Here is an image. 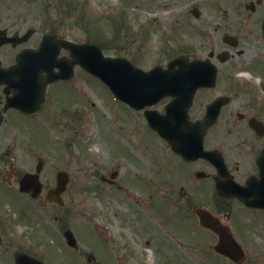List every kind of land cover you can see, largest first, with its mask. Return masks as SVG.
Returning a JSON list of instances; mask_svg holds the SVG:
<instances>
[{
    "label": "rangeland",
    "instance_id": "374dc122",
    "mask_svg": "<svg viewBox=\"0 0 264 264\" xmlns=\"http://www.w3.org/2000/svg\"><path fill=\"white\" fill-rule=\"evenodd\" d=\"M194 4V0H9V6L23 14L25 28H42L45 19L62 38L102 44L105 55L124 56L143 69L164 65L176 55L182 14ZM110 43L115 50L105 46ZM52 96L51 106L34 119L20 118L18 131H8L14 129L9 127L0 133V152L17 158L16 175L33 172L37 157L44 160L41 194L32 200L17 192L16 182L10 194L3 193L7 187L0 185V208L83 209L84 220L100 230L114 255L124 262L132 251L141 264H169V259L219 264L207 231L186 210L162 208L158 220L156 211L149 208L162 207L166 201L163 187L155 183L162 180L167 154L161 139L141 122V113L125 107L99 80L77 67L68 83L54 85ZM153 108L160 111L157 105ZM110 159L115 163L112 168L119 166V190L106 188L99 179V174H107L102 168L111 169ZM58 169L70 175L61 195L63 207L43 200L55 184ZM204 187L200 183L198 188ZM204 192L199 190L195 197L202 199ZM159 222L157 233L152 226ZM246 222L234 225L237 239L262 263L264 222L258 218L253 224ZM84 232L81 239L96 245L104 264H114L109 247L98 246V233ZM127 263L132 264L131 259Z\"/></svg>",
    "mask_w": 264,
    "mask_h": 264
},
{
    "label": "flooded vegetation",
    "instance_id": "af4514ba",
    "mask_svg": "<svg viewBox=\"0 0 264 264\" xmlns=\"http://www.w3.org/2000/svg\"><path fill=\"white\" fill-rule=\"evenodd\" d=\"M194 3L182 14L179 54L205 65V80L212 81V85L195 90L188 117L197 121L203 119L208 108L210 114L217 112L203 133V147L211 151L213 159L185 161L167 145V163L163 165L166 170L162 180L155 183V187H163L166 201L162 207L149 208L156 211L158 220L162 208H179L199 224L197 208L201 207L210 208L221 223L231 227L243 220L248 221L247 225L257 218L264 222V0H194ZM24 20L18 7L9 6V0H0V133L7 132L9 127L14 129L8 131H18L20 118L31 119L45 110L55 84L45 86L44 101L37 113H21L24 88L21 74L32 66L33 51L39 47L44 33L48 34L49 50L55 51L60 46L55 28L25 29ZM66 54L60 48L58 55ZM40 91L39 84L35 97L28 96L29 109ZM170 100L167 97L161 101L162 112ZM7 155L0 152V180L13 188L19 179L14 167L17 158ZM220 162L225 166L223 173ZM106 172L99 175L105 187L119 190L117 171ZM216 182L226 196L218 195ZM200 183L205 187L198 188ZM199 190L205 191L202 199L195 197ZM237 194L259 205H246ZM85 212L74 208H0V264H104L100 252L96 254V245L80 237L81 232L95 231L100 236L98 246L106 245L112 252L100 230L84 220ZM152 229L157 233L160 230L154 224ZM69 231L74 237L71 245L66 241ZM206 231L211 241L217 240L214 233ZM214 254L219 264H233L230 259ZM112 255L114 264H129V259L132 264H141L132 251L126 253V262L117 253ZM245 255L243 264H264L257 263L254 255L246 252ZM256 256L260 258V254ZM169 264L183 262L169 259Z\"/></svg>",
    "mask_w": 264,
    "mask_h": 264
},
{
    "label": "water",
    "instance_id": "95a60500",
    "mask_svg": "<svg viewBox=\"0 0 264 264\" xmlns=\"http://www.w3.org/2000/svg\"><path fill=\"white\" fill-rule=\"evenodd\" d=\"M62 45L70 52L69 57L64 61H55L53 58L45 63L41 55H35L34 60L39 62L40 66L35 71L34 78L37 77L38 71H46V75L37 81L40 85L55 79L69 78L73 66L77 64L105 83L116 98L135 109L153 105L165 96H172L174 98L166 107L165 114L161 115L154 110L144 111L149 127L164 138L171 149L183 158L191 160L199 156L209 157V152L202 148V134L203 127L213 119H204L200 125L198 122L190 123L187 120V107L191 103L195 89L198 86L209 85L208 82H199L195 79L194 63L186 64L178 57L170 61L166 68L155 66L144 71L125 58L104 56L95 44H75L65 41ZM54 67L59 68V71L54 72ZM38 94L40 95L41 91ZM21 109L25 110L24 103ZM41 165L42 161L39 160L36 173L25 174L20 179L19 191L30 193L33 198L39 195L41 183L37 172L40 171ZM67 181V173L58 171L56 185L47 191L45 198L62 205L60 194L66 189ZM200 220L202 225L215 230L220 237L214 249L240 263L241 259L237 257L240 249L228 230L203 212L200 213Z\"/></svg>",
    "mask_w": 264,
    "mask_h": 264
},
{
    "label": "trees",
    "instance_id": "16d2710c",
    "mask_svg": "<svg viewBox=\"0 0 264 264\" xmlns=\"http://www.w3.org/2000/svg\"><path fill=\"white\" fill-rule=\"evenodd\" d=\"M112 44L110 43V44H106L105 46L106 47H113V46H111ZM100 47L102 48V49H104V45L102 46V44H100ZM112 49H116L115 47H113Z\"/></svg>",
    "mask_w": 264,
    "mask_h": 264
},
{
    "label": "bare ground",
    "instance_id": "6f19581e",
    "mask_svg": "<svg viewBox=\"0 0 264 264\" xmlns=\"http://www.w3.org/2000/svg\"><path fill=\"white\" fill-rule=\"evenodd\" d=\"M154 228H155V229L159 228V225H158V224L156 225V224L154 223Z\"/></svg>",
    "mask_w": 264,
    "mask_h": 264
}]
</instances>
